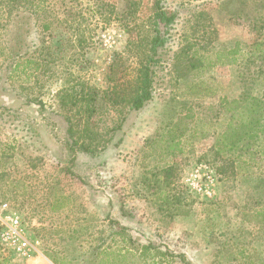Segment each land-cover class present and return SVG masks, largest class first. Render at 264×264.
Segmentation results:
<instances>
[{"label":"rangeland","instance_id":"1","mask_svg":"<svg viewBox=\"0 0 264 264\" xmlns=\"http://www.w3.org/2000/svg\"><path fill=\"white\" fill-rule=\"evenodd\" d=\"M236 41L264 48V0H0V204L38 240L10 264H264V154L217 143L264 98L262 53L213 65Z\"/></svg>","mask_w":264,"mask_h":264},{"label":"trees","instance_id":"2","mask_svg":"<svg viewBox=\"0 0 264 264\" xmlns=\"http://www.w3.org/2000/svg\"><path fill=\"white\" fill-rule=\"evenodd\" d=\"M157 4H159V1H157ZM174 15L166 17V12L161 10L160 7L157 14L158 18L168 22L174 19ZM163 43L164 40L160 37H157L154 41V45ZM260 53L264 57V48L260 43L256 44L255 48H252V46L244 47L240 41H236L232 47L215 52L216 61L213 65H232L238 63L240 60H246L250 63L251 59ZM152 61L153 58H150L149 62L143 65L141 64L139 73L140 86L138 87L137 93L132 97V100L128 101L130 102L131 109H141L153 97L154 72L151 68ZM258 72L264 74V69ZM252 73L254 75L255 70H252ZM83 100L93 101L94 96L87 95L83 97ZM75 102H78L77 98ZM227 106L232 116L227 129L217 141V143L222 142V150L232 151L243 144L245 148L252 147V153L256 151L257 153L264 154V98L251 93H245L239 98L230 101L227 100ZM87 150L91 153L95 151L94 149ZM148 248H150L149 245L144 246V250ZM10 254H12V251H9L6 256L0 259V264H10Z\"/></svg>","mask_w":264,"mask_h":264},{"label":"built area","instance_id":"3","mask_svg":"<svg viewBox=\"0 0 264 264\" xmlns=\"http://www.w3.org/2000/svg\"><path fill=\"white\" fill-rule=\"evenodd\" d=\"M213 173L210 166L202 164L191 174V184L195 189L209 193L210 182L215 179ZM0 227V241L5 248L24 258H30L38 251V240L30 236L22 216L13 211L8 202L0 204Z\"/></svg>","mask_w":264,"mask_h":264},{"label":"crops","instance_id":"4","mask_svg":"<svg viewBox=\"0 0 264 264\" xmlns=\"http://www.w3.org/2000/svg\"><path fill=\"white\" fill-rule=\"evenodd\" d=\"M19 195V194H18ZM13 196H15V195H11V197H13Z\"/></svg>","mask_w":264,"mask_h":264}]
</instances>
